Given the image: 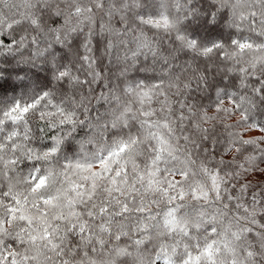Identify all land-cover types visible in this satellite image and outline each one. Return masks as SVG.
Returning <instances> with one entry per match:
<instances>
[{
  "label": "snow or ice",
  "instance_id": "snow-or-ice-1",
  "mask_svg": "<svg viewBox=\"0 0 264 264\" xmlns=\"http://www.w3.org/2000/svg\"><path fill=\"white\" fill-rule=\"evenodd\" d=\"M0 264H264V0H0Z\"/></svg>",
  "mask_w": 264,
  "mask_h": 264
}]
</instances>
